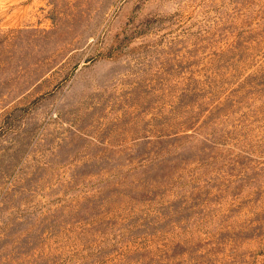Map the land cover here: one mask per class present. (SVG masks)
<instances>
[{
  "label": "rangeland",
  "instance_id": "rangeland-1",
  "mask_svg": "<svg viewBox=\"0 0 264 264\" xmlns=\"http://www.w3.org/2000/svg\"><path fill=\"white\" fill-rule=\"evenodd\" d=\"M0 264H264V0H0Z\"/></svg>",
  "mask_w": 264,
  "mask_h": 264
}]
</instances>
